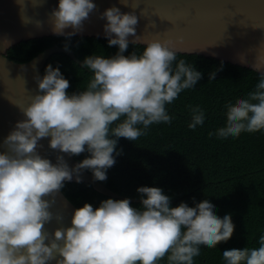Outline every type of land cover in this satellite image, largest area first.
Instances as JSON below:
<instances>
[{"label":"clouds","instance_id":"1","mask_svg":"<svg viewBox=\"0 0 264 264\" xmlns=\"http://www.w3.org/2000/svg\"><path fill=\"white\" fill-rule=\"evenodd\" d=\"M18 2L23 13L24 0ZM95 9L93 0H59L58 10L52 13L53 33L75 35ZM103 16L108 21L104 29L108 45L118 46V53L111 58L92 55L84 59V66L94 75L87 89L78 94H68L70 82L59 67L53 69L49 64L44 77H36L41 94L20 107L26 119L17 122L4 140L7 151L0 152V264H49L53 260L56 264H160L165 258L167 264H194L201 246L216 248L234 234L231 215L219 217L207 199L195 207L183 202L172 207L161 188L147 186L137 189L142 195L140 210L129 199H108L95 209L86 203L75 210L70 227L57 228L54 235L45 230L54 218L50 208L55 194L73 179V172L91 170L95 180L106 181L107 169L116 162L113 154H121L118 140L136 141L154 124H171L174 117L166 105L202 79V72L185 60L174 65L177 50L170 40L145 41L137 36L135 14H122L112 7ZM68 28L73 31L65 33ZM129 36L134 39L129 41ZM130 43L146 47L140 55L126 56ZM239 59L247 63L243 54ZM251 66L260 73L255 90L235 103H226V125L210 132V137L238 138L241 133L264 130V44ZM219 70L209 73V82ZM189 109L188 127L203 126L205 110L200 106ZM48 137L53 150L69 155L87 151L90 157L74 169L63 156L53 164L37 152L38 142ZM77 182H81L79 175ZM49 196L52 201L46 199ZM258 243L257 248L223 251L225 264H264V235Z\"/></svg>","mask_w":264,"mask_h":264},{"label":"trees","instance_id":"2","mask_svg":"<svg viewBox=\"0 0 264 264\" xmlns=\"http://www.w3.org/2000/svg\"><path fill=\"white\" fill-rule=\"evenodd\" d=\"M54 45L73 51L83 62L92 55L111 58L119 51L118 46L109 47L108 39L52 36L22 42L8 51V58L24 63ZM144 48L129 44L124 55L133 52L140 55ZM180 59L201 71L202 79L166 105L169 115L174 117L171 124H154L147 135L136 141L118 140L117 152L121 154H113L116 162L107 169V180L100 182L123 196L140 199L138 188H161L170 197L172 207L182 202L195 207L207 199L215 205L216 215L221 218L231 215L235 231L230 240L216 248L201 246V254L194 258V264H225L223 251L257 248L259 237L264 235V130L226 139L210 137L209 133L226 125V103H235L237 98H245L255 90L260 75L199 56L177 54L174 65ZM49 64L53 69L59 67L70 82L69 95L86 90L94 75L67 55L56 53L46 62L43 77ZM217 69L220 70L215 80L209 82V73ZM189 106L205 110L204 125L195 130L188 127ZM73 156L80 163L90 153L85 151ZM61 190L77 208L88 203L95 209L108 199L121 200L101 194L85 182H64ZM131 206L143 208L142 203H131ZM160 264H167L166 258Z\"/></svg>","mask_w":264,"mask_h":264},{"label":"water","instance_id":"3","mask_svg":"<svg viewBox=\"0 0 264 264\" xmlns=\"http://www.w3.org/2000/svg\"><path fill=\"white\" fill-rule=\"evenodd\" d=\"M93 3L96 9L83 21L82 31L71 37L108 39L104 30L108 21L103 13L117 7L122 14L137 16L136 34L145 41L170 40L178 55L210 58L260 75L251 65L260 45L264 44V0H93ZM58 6L59 0H24L22 13L18 0H0V152L7 151L4 140L17 122L26 119L20 107L27 106L33 96L41 94L36 77L43 78V68L53 54H65L91 72L73 51L59 45L45 49L24 63L8 58V51L22 42L52 36L67 37L56 35L52 30V13ZM72 31L68 28L65 33ZM128 39L132 41L134 37ZM136 45L146 47L144 43ZM242 54L247 63L240 61ZM50 139L43 138L38 142V154L53 164L57 163L58 156H63L69 168L74 169L79 162L73 155L51 149ZM77 175L81 182L90 184L101 194L142 203L140 198L123 196L109 189L87 170H81L79 174L73 172V179L65 182H77ZM46 199L52 201L53 197ZM54 199L50 208L54 218L45 225V230L53 235L57 228L71 226L78 209L62 190ZM56 215L63 219L57 220ZM49 264H56V260Z\"/></svg>","mask_w":264,"mask_h":264}]
</instances>
